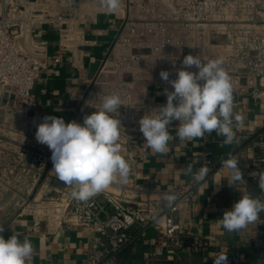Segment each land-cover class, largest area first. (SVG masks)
I'll use <instances>...</instances> for the list:
<instances>
[{
    "label": "built area",
    "instance_id": "1",
    "mask_svg": "<svg viewBox=\"0 0 264 264\" xmlns=\"http://www.w3.org/2000/svg\"><path fill=\"white\" fill-rule=\"evenodd\" d=\"M102 13L111 14L118 27L92 72L85 60L88 53L82 49L89 43L84 25ZM45 26L58 35L53 54L38 35ZM189 54L223 58L232 78L234 105L243 97H263L264 0H122L115 12L102 7L100 0H0V107L10 118L16 115L25 120L17 135L19 165L7 170L13 174L18 169L28 177L24 189L29 194L18 197L17 206L25 210L30 201L37 200L35 207L47 219L51 234L64 227L88 234L86 264H119L120 251L140 237L148 247L143 264H171L167 255L186 246H202L191 214L199 185L189 176L169 188L148 187L139 181L137 169L139 162L150 161L151 150L138 121L145 114L154 116L167 102V98H150L149 87L155 83L163 91L174 90L159 73L167 70L169 79H175ZM62 58L76 70V79L83 85L66 123L82 124L84 116L100 108L108 94H120L124 104L118 118L125 129H121L122 155L132 169L129 182L114 183L87 202L71 197L72 188L52 173L51 151L35 139L36 125L50 115L38 107L33 88L43 70ZM22 126L28 129L24 139ZM236 136L239 141L249 140L250 147L259 151L244 164L246 174L257 177L252 173H260L264 164V129L253 137L238 129ZM210 154L206 148H196L188 165L194 171L207 165L209 174L219 171ZM167 194L178 196L171 207L164 199ZM147 228L154 234L144 236Z\"/></svg>",
    "mask_w": 264,
    "mask_h": 264
},
{
    "label": "crops",
    "instance_id": "2",
    "mask_svg": "<svg viewBox=\"0 0 264 264\" xmlns=\"http://www.w3.org/2000/svg\"><path fill=\"white\" fill-rule=\"evenodd\" d=\"M84 27L89 43L82 46V49L88 53L85 60L93 72L117 32L118 21L111 14L102 13ZM38 35L49 45L50 53L53 54L58 39L56 31L51 26H45ZM149 89L150 98H166L159 85L152 83ZM82 91L83 85L76 79V70L65 58L44 69L33 88L40 110L50 116L63 117L65 121L71 119ZM234 112L245 116L244 127L236 130L243 129L252 137L263 132L264 96L243 97L234 105ZM9 116L5 108L0 107V207L14 209L17 207L14 192L24 188L25 183L22 184L18 169L13 174L7 171L10 165L16 168L19 165L16 160L20 136L17 135L21 123L16 115L13 118ZM178 125L173 121L169 125V132L174 139L169 142L166 155L154 154L150 150V161L138 163L139 181L148 187L161 188L187 181L189 176L183 174L182 168L188 166L192 151L196 148L210 150L211 159L221 169L213 171L208 175L207 182L198 186L191 203V214L195 220V231L202 243L201 248L191 249L186 246L178 250L177 254L167 255V260L171 264H214V257L209 254L224 251L228 255V264H264V212L260 214L257 224H250L240 232L228 233L219 222L224 212L231 210L234 202L242 195H264L259 188L258 177L248 176L244 165L259 151L250 147L249 140L224 145V138L215 132L205 134L202 139L181 143L175 138ZM229 153L239 159L238 167L245 181L236 183L234 187L227 184L230 182V170L221 165V161L227 159ZM260 172H264V164L261 165ZM216 182H222L218 191L214 184ZM5 193H8L7 198ZM100 203L109 210L103 199H100ZM36 204L38 201L32 200L27 209L9 212L0 222L5 227L2 235L7 239L16 234L21 240L27 238L32 242L34 253L28 264H86L89 235L82 229L70 227L51 234L48 221L39 215ZM153 234L152 228L143 232L144 236ZM142 240L140 237L121 251L120 263L143 264L148 247Z\"/></svg>",
    "mask_w": 264,
    "mask_h": 264
},
{
    "label": "clouds",
    "instance_id": "3",
    "mask_svg": "<svg viewBox=\"0 0 264 264\" xmlns=\"http://www.w3.org/2000/svg\"><path fill=\"white\" fill-rule=\"evenodd\" d=\"M100 3L115 12L122 0H100ZM182 65L176 70L175 79H169L167 70L159 73L162 81L174 90L165 88L166 104L157 108L154 116L145 114L138 121L147 146L154 154L166 155L169 142L174 139L169 132L172 121H179L175 138L181 143L202 139L213 132L224 138V145L238 143L236 129L244 127L245 116L234 112L232 78L223 66V58L204 59L189 54L183 58ZM193 67L198 71L189 70ZM121 105H124L121 95L112 93L103 96L100 108L85 115L82 124L75 120L66 123L63 117L45 116L36 125V141L51 151L52 173L66 187L72 188L71 197L77 201L87 202L114 183L126 185L129 182L132 169L122 155L120 144L121 129L125 132L118 118ZM238 161L232 153L221 161L222 167L231 172L227 183L230 187L245 182ZM182 171L200 185L207 182L210 167L205 165L194 171L189 164ZM252 175L258 177L259 188L264 192V172ZM214 184L218 191L222 182ZM164 199L171 207L178 196L167 194ZM262 212L264 195H242L219 222L228 233L240 232L250 224H257ZM4 231L5 227L0 225V264H28L34 253L32 242L27 238L21 240L16 234L6 239L2 235ZM209 256L214 257V264H228L224 251Z\"/></svg>",
    "mask_w": 264,
    "mask_h": 264
},
{
    "label": "rangeland",
    "instance_id": "4",
    "mask_svg": "<svg viewBox=\"0 0 264 264\" xmlns=\"http://www.w3.org/2000/svg\"><path fill=\"white\" fill-rule=\"evenodd\" d=\"M21 122H22V125H23L25 120L22 118ZM27 131H28V129H26V128H24L22 126V133H21L22 139H24L25 136L28 135ZM20 178H21L22 184L23 183L26 184V180L28 179V177L25 176V174L22 173ZM14 193H15L17 198L19 197L20 199H23L26 195L29 194V191L27 189L22 188L19 192H14ZM5 194H6V198H7L8 193H5ZM19 210H20V208L18 206L15 207L14 209L13 208L0 207V222L2 221V219H4L9 214V212H13V211L15 212V211H19Z\"/></svg>",
    "mask_w": 264,
    "mask_h": 264
},
{
    "label": "trees",
    "instance_id": "5",
    "mask_svg": "<svg viewBox=\"0 0 264 264\" xmlns=\"http://www.w3.org/2000/svg\"><path fill=\"white\" fill-rule=\"evenodd\" d=\"M128 245H129V244H128ZM125 247H126V246H125ZM125 247H124V248H125ZM124 248H123V249H124ZM123 249H122V250H123ZM122 250H121V251H122ZM121 251H120V253H119V259H118V263H119V264H122V263H120V255H121Z\"/></svg>",
    "mask_w": 264,
    "mask_h": 264
}]
</instances>
